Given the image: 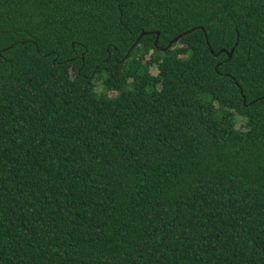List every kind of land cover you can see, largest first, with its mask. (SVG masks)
Instances as JSON below:
<instances>
[{"label": "trees", "instance_id": "1", "mask_svg": "<svg viewBox=\"0 0 264 264\" xmlns=\"http://www.w3.org/2000/svg\"><path fill=\"white\" fill-rule=\"evenodd\" d=\"M0 264H264V0H0Z\"/></svg>", "mask_w": 264, "mask_h": 264}, {"label": "rangeland", "instance_id": "2", "mask_svg": "<svg viewBox=\"0 0 264 264\" xmlns=\"http://www.w3.org/2000/svg\"><path fill=\"white\" fill-rule=\"evenodd\" d=\"M151 71H152V73H154L156 70H155L154 67H153ZM239 125H244V121H243V119H241V118H239V119L237 120V126H239ZM242 128H244V126H243Z\"/></svg>", "mask_w": 264, "mask_h": 264}, {"label": "water", "instance_id": "3", "mask_svg": "<svg viewBox=\"0 0 264 264\" xmlns=\"http://www.w3.org/2000/svg\"><path fill=\"white\" fill-rule=\"evenodd\" d=\"M145 34H146L145 32H142L140 36H143V35H145ZM178 38H179V36L175 37V38L173 39V42L177 41ZM210 49H211V51H212V48H211V47H210ZM232 53H233V51L229 54V57H230V58L232 57ZM242 94H243V91H242ZM244 100H245V98H244Z\"/></svg>", "mask_w": 264, "mask_h": 264}, {"label": "clouds", "instance_id": "4", "mask_svg": "<svg viewBox=\"0 0 264 264\" xmlns=\"http://www.w3.org/2000/svg\"><path fill=\"white\" fill-rule=\"evenodd\" d=\"M146 33V32H145Z\"/></svg>", "mask_w": 264, "mask_h": 264}]
</instances>
